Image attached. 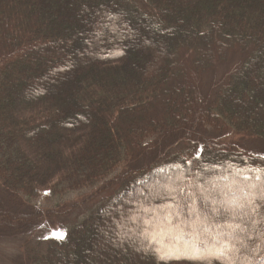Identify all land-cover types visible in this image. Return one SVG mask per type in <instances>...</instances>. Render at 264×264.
<instances>
[{"label": "trees", "instance_id": "1", "mask_svg": "<svg viewBox=\"0 0 264 264\" xmlns=\"http://www.w3.org/2000/svg\"><path fill=\"white\" fill-rule=\"evenodd\" d=\"M205 168L264 169V0H0V238L38 231L27 262L160 264L113 229ZM252 237L238 264L264 259Z\"/></svg>", "mask_w": 264, "mask_h": 264}, {"label": "snow or ice", "instance_id": "2", "mask_svg": "<svg viewBox=\"0 0 264 264\" xmlns=\"http://www.w3.org/2000/svg\"><path fill=\"white\" fill-rule=\"evenodd\" d=\"M108 19L115 18L108 15ZM106 28L107 24L101 25ZM102 36V30L93 33L97 40ZM248 171L255 175L237 170L206 183L200 179L209 172L207 168L195 173L189 170L190 176L183 172L167 176L155 186V198L162 203L158 207L141 205L136 215L128 217L130 225L121 221L119 227L126 229L128 239L135 237L146 244L138 250L155 255L160 264L170 260L238 264L253 232L264 240V169ZM196 199L205 201L207 209H195ZM54 235L64 239L62 234ZM258 264H264V259Z\"/></svg>", "mask_w": 264, "mask_h": 264}, {"label": "rangeland", "instance_id": "3", "mask_svg": "<svg viewBox=\"0 0 264 264\" xmlns=\"http://www.w3.org/2000/svg\"><path fill=\"white\" fill-rule=\"evenodd\" d=\"M145 29H147V28H145ZM154 32L156 34L159 33V31L157 32V30H155ZM188 104H189V102L185 103V107L186 108H188ZM194 145L195 144L192 141L191 142H186L185 144H183L184 147H189L190 146L191 148ZM105 185L107 186V188H105V189H108L107 192L109 194H111V192H113L114 188L116 187V185L114 183H112V182H111V184H105ZM90 192L91 191H87L84 194H83V192H80L78 194L73 193L71 195L69 193V194L63 196L64 197L63 200H71V199L77 200V199H80L81 197L85 198ZM77 195H80V198H77L76 197ZM98 198H99V196H93L92 200L90 202H92V201H94V200H96ZM56 201L58 202L60 200H58L57 198H46V197L41 195V196H39L38 198L35 199V202L33 204L35 206H43L44 207L46 205H52ZM195 209H197V208H195ZM77 214L78 213L74 212L71 216H75ZM65 226H63V227L55 226L53 228L54 229L53 230V235L54 234H57V235L58 234H63V231L65 230V228H64ZM109 228L110 227H107V229H109ZM33 229L39 230L40 227L36 226ZM107 229H105V230H107ZM113 230H116L119 233L124 231V229H121L119 227V224ZM22 234L11 236V237H8V238H0V264H30V260L27 262L26 258L27 257L29 258L30 254H32V256H33L34 253L31 252V249L35 248L33 246H35L37 244V240L36 239L39 238L40 233L38 231H33L31 233H28L26 236L21 237ZM53 235H51V236H53ZM48 240L46 242H48ZM81 240H82V238H79V242H81ZM134 241H135V243H139V244L141 243V241L139 239H137V238H135ZM46 242L44 244H41L40 250L37 251V253H39V252H41V251H43L45 249V247L47 246ZM139 244H137V245H139ZM27 249H29V251ZM82 250H84V249H81V251L76 249L73 252L62 251L61 252V263L62 264H76V262L81 261V259H82L81 256L84 253L86 255H88V257H91L93 255L92 251L89 250V249H86L84 251H82Z\"/></svg>", "mask_w": 264, "mask_h": 264}]
</instances>
